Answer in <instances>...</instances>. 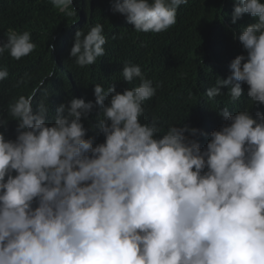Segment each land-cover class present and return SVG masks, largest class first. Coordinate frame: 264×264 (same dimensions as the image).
I'll list each match as a JSON object with an SVG mask.
<instances>
[{
    "label": "clouds",
    "instance_id": "9594fccd",
    "mask_svg": "<svg viewBox=\"0 0 264 264\" xmlns=\"http://www.w3.org/2000/svg\"><path fill=\"white\" fill-rule=\"evenodd\" d=\"M32 1L0 5V264H264V0L191 50L190 0Z\"/></svg>",
    "mask_w": 264,
    "mask_h": 264
},
{
    "label": "trees",
    "instance_id": "16d2710c",
    "mask_svg": "<svg viewBox=\"0 0 264 264\" xmlns=\"http://www.w3.org/2000/svg\"><path fill=\"white\" fill-rule=\"evenodd\" d=\"M78 1V0H77ZM219 0H190L189 5L185 9V15L187 18V26L183 36L181 37V43L187 50L195 49L201 46L203 43L200 30L202 25L206 26L210 32L213 31V27H220L223 25V19L225 18V12L217 18V6ZM2 7L15 6L13 16L25 17L28 15L40 14L39 8L34 5L32 0H0ZM41 6V5H40ZM226 6V4H225ZM43 9L44 7L41 6ZM70 21L69 17H63L57 31L60 32L53 43H49L46 52L41 53L38 57H33L29 62L30 68L36 72L37 77L41 78L47 72L54 70V73L58 76L59 80L64 81V74L67 69L64 67L62 61H57L58 58L66 50V41L62 35V31L66 29L65 24ZM64 26V27H63ZM63 27V29H62ZM216 30V28H215ZM54 45V49L50 51L49 47ZM57 61V62H56ZM35 83L32 87H35ZM6 86H3L0 90V94L6 91ZM31 91V86L21 85L19 87H9V97L16 98L20 95H28ZM7 98L2 100L5 102Z\"/></svg>",
    "mask_w": 264,
    "mask_h": 264
}]
</instances>
